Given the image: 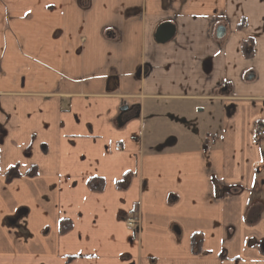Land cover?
<instances>
[{"label":"crops","instance_id":"obj_1","mask_svg":"<svg viewBox=\"0 0 264 264\" xmlns=\"http://www.w3.org/2000/svg\"><path fill=\"white\" fill-rule=\"evenodd\" d=\"M259 125L264 0H0V264H264Z\"/></svg>","mask_w":264,"mask_h":264},{"label":"water","instance_id":"obj_2","mask_svg":"<svg viewBox=\"0 0 264 264\" xmlns=\"http://www.w3.org/2000/svg\"><path fill=\"white\" fill-rule=\"evenodd\" d=\"M175 30H176L175 27L170 24H165L161 26L158 30L159 31V35L157 36L158 42L164 43L173 39V37L175 36ZM225 33H226L225 28H222L218 30L217 34L219 38H222L225 36ZM128 110H129L128 107H124L123 109H121V115L120 118L118 119V123L120 127H124L127 124L126 121L122 120V115L124 112H127Z\"/></svg>","mask_w":264,"mask_h":264},{"label":"rangeland","instance_id":"obj_3","mask_svg":"<svg viewBox=\"0 0 264 264\" xmlns=\"http://www.w3.org/2000/svg\"><path fill=\"white\" fill-rule=\"evenodd\" d=\"M188 113H187V115L189 116L188 117L189 120H187V124L186 123L183 124L182 120L177 121V119L174 120L175 121L174 124L178 125L181 122L182 125L180 127L185 128V130H187V131L189 130V132H190L189 135L191 137L198 138L199 137L198 131L200 129V124L202 123V120H203L202 115H197L194 113H190V115H189ZM197 129H198V131H197ZM191 139H193V138H191Z\"/></svg>","mask_w":264,"mask_h":264},{"label":"trees","instance_id":"obj_4","mask_svg":"<svg viewBox=\"0 0 264 264\" xmlns=\"http://www.w3.org/2000/svg\"><path fill=\"white\" fill-rule=\"evenodd\" d=\"M248 46H245V49L247 48ZM247 55H251V52H247ZM89 186L92 190L96 191V192H101L103 190V186H104V183L102 180H99V179H92L90 182H89ZM71 228V224L69 222H62L61 223V232L62 233H65L66 231H68L69 229Z\"/></svg>","mask_w":264,"mask_h":264},{"label":"built area","instance_id":"obj_5","mask_svg":"<svg viewBox=\"0 0 264 264\" xmlns=\"http://www.w3.org/2000/svg\"><path fill=\"white\" fill-rule=\"evenodd\" d=\"M257 139L258 140H261L264 138V126L263 125H259L258 128H257ZM119 149V147H117ZM127 225L129 228L131 229H135L136 227V221L133 220V219H128L127 221Z\"/></svg>","mask_w":264,"mask_h":264},{"label":"flooded vegetation","instance_id":"obj_6","mask_svg":"<svg viewBox=\"0 0 264 264\" xmlns=\"http://www.w3.org/2000/svg\"><path fill=\"white\" fill-rule=\"evenodd\" d=\"M222 28H225V26H223V27H219L218 30H219V29H222ZM225 30H226V28H225ZM135 114H136V111H134V110L129 111V110H128L127 112H124V113H123V115H122V120H123V121H126L125 118H128V117H130L131 115H135Z\"/></svg>","mask_w":264,"mask_h":264}]
</instances>
